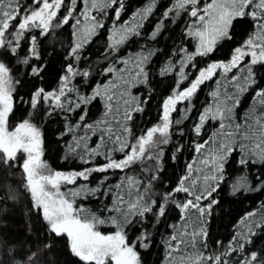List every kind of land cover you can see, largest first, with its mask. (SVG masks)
<instances>
[{"label": "trees", "instance_id": "1", "mask_svg": "<svg viewBox=\"0 0 264 264\" xmlns=\"http://www.w3.org/2000/svg\"><path fill=\"white\" fill-rule=\"evenodd\" d=\"M22 5L21 14L24 8L31 6L33 0H19ZM42 2V0H41ZM149 0H123L124 8L117 20L114 8L107 9V14L93 12L99 20H103L104 27L99 29L91 41L80 51V59L70 57L69 52L73 47V25L76 19L84 23V18L80 15L84 8L83 0H77L73 16L69 23L60 27V21L68 13L71 0H64V4L58 10L57 16L53 19V27L45 36H41L39 29H32L25 34L21 40L18 55H13L6 49L0 48V61H3L10 69L15 83L12 93L13 109L9 114L8 128L14 130L16 125L29 120L41 131V159L49 166L53 172H81L88 168H94L105 164L107 161L103 155L92 158L89 163H84L81 159L88 157L85 155L83 144L76 148L75 138L87 136L86 143L89 148H95L100 142L99 132L93 134L86 131L84 127H77L78 124H92L99 120L105 112V101L97 97L88 105H81L74 111L67 107H57L53 100H44L40 97L35 108L32 106L33 94L38 89L47 92H59L61 77L66 75V68L71 64L77 71H88L90 75L71 77L67 87L76 89L71 93L66 92L61 98V103L67 105L70 101L75 104L77 95H91L97 85L106 84L112 80L114 73H106L105 69L114 66L116 69L128 68L134 74L135 57L137 53L153 54L144 65L147 73L145 83H135L130 89L131 96L139 98V107L142 111L132 113L131 121L127 122L132 131L128 137L130 143H135V138L146 132L148 128L161 122L163 115V104L165 99L173 94V91H182L189 87L196 79L201 69H206L212 63H228L231 60L234 50L244 45L248 37L256 31L255 22L250 16L238 17L233 21L230 28V38L220 41L214 50L206 56H195L192 61L184 65L186 78L181 80L178 75L181 60L185 53H193L196 50L197 40L188 35V25L192 24L195 18L188 15V11L182 12L179 16L173 13L168 18L163 13L172 6L173 0H156V5L147 19L142 21V27L138 29V35H131L125 42L119 45L114 51L106 52L109 47L110 30L119 28L125 22H140L139 17L133 20V14L143 9ZM210 0H199V7H203ZM251 9H249L250 11ZM190 11V9H189ZM115 22V23H114ZM162 23L155 39L152 33L156 31V26ZM19 23V19L13 22ZM10 31H15L13 27ZM35 36L37 49L40 58L23 64L19 61L28 55L31 47V37ZM6 39L11 40L12 36L6 35ZM130 59L128 65L120 62ZM251 63V56H246L240 65L225 73L223 69H217L212 77L197 89L190 101L178 102L175 110L171 113L173 121L168 135V142H159L151 149L149 158L146 156L142 161H138L130 168L109 169L106 172H92L88 179L77 178L73 184L62 185L61 191L68 192L79 189L81 186L97 188L101 190L94 195L82 193L75 198V207H84L91 212L108 220L110 217H117L123 223V215L110 211L113 205V197L117 192L114 187L121 183L122 177L134 176L143 186H149L147 196L148 202L155 201L152 205L153 211L144 217L131 216L130 223L124 225L127 242L135 245L141 264H174L168 258V248L166 241L185 222L188 223L187 231L203 230L198 238L199 251L205 258H214L216 255L224 253L230 242L235 249L227 257L229 264H242L246 258H250L252 252L258 254L259 261L264 259V226L253 227L254 233L249 237L250 242L245 243L243 239L233 241L238 233H247V225L254 222H261L264 219V161L258 160L254 155H248L247 164H240L244 153L241 151L239 143L233 145V151L228 154L223 168V180L219 181V187L206 199H201L199 204L205 209L201 214L195 209H189L185 214L186 221L181 220V212L176 207V202L183 204L194 197L184 192L173 193L171 200L165 205V213L158 215L159 205L164 204V196L172 193L181 177L187 175L188 165H193V175L191 179L200 177L201 182L196 186V194L203 190L202 177L209 173L211 165L205 166L200 163L209 155L210 150L215 148L214 144L205 147L202 153H197L195 145L204 143L214 131L219 128L218 120H206L199 135L194 131V127L199 123L200 115L205 108L214 105L217 97H213V92H218V99L225 100L226 95L235 97L237 94L236 83L243 84V76L247 71L242 69ZM40 65L42 71L39 75L31 74V66ZM166 65H171L172 70L161 74ZM192 65H195L194 67ZM252 73L255 83L248 87L247 91L239 93V104L235 109L236 119L243 123L245 113L255 104L259 111L260 105L256 100V93L264 89V63L252 65ZM129 76L130 73H124ZM238 77L237 82L232 81V77ZM140 79H143L141 77ZM178 81H180L178 85ZM232 102H235L234 100ZM132 108L136 103L131 104ZM84 115L85 119L80 120ZM187 117V118H184ZM123 120V108L120 112ZM111 119V117H109ZM176 120L182 123L176 124ZM118 128L119 126L116 125ZM71 128V131L69 130ZM258 141L248 143V149L254 147ZM70 146L76 151H69ZM111 147V145H109ZM248 149L245 151L247 152ZM113 158L120 160L123 153L114 152ZM25 154L19 153L16 160L9 164H4L0 159V264H14V261H22L23 264H83L79 257L75 256L69 247L66 236H56L48 229L47 222L43 219L41 210L33 206L30 192L25 187V178L22 169ZM199 168L202 171L196 172ZM155 176L157 179L153 180ZM107 177V180H105ZM246 177L247 185L237 191H233V185L238 179ZM191 179L186 182V186L191 185ZM103 181V183H101ZM109 189H111L109 191ZM140 192L144 191L141 187ZM133 191H136L134 189ZM127 188L124 189V197L127 200ZM206 195V193H205ZM216 201V203H212ZM209 205L211 207L209 208ZM255 212L256 215L250 220L241 221L248 213ZM103 234L115 232L116 228L111 223L99 226ZM183 231L182 228H180ZM145 238L141 241V235ZM244 243L241 249L239 244ZM141 244L147 245L142 247ZM11 250V251H10ZM191 248L187 252H192ZM35 253L31 261L29 256ZM185 254V250L173 253L177 260ZM205 264H214V260H205Z\"/></svg>", "mask_w": 264, "mask_h": 264}, {"label": "snow or ice", "instance_id": "2", "mask_svg": "<svg viewBox=\"0 0 264 264\" xmlns=\"http://www.w3.org/2000/svg\"><path fill=\"white\" fill-rule=\"evenodd\" d=\"M83 3L84 8L80 15L84 18V23L82 24L80 19H76V23L73 25V47L69 52V56L75 57L77 60L81 58L80 51L91 41L97 31L104 27L103 20L97 19L93 12L106 15L107 9L118 4L119 6L114 8L118 20L124 8L123 0H83ZM33 4L38 5V7L32 8L29 6L24 8L23 14H21L22 5L19 0H0V48L6 49L13 55H18L17 49L20 48L21 40L26 33L32 29H39L41 36L47 35L53 27L52 21L64 4V0H42V2L41 0H33ZM76 4L77 0H71L67 15L55 27L69 23ZM155 5L156 0H149L143 9L133 14V20L139 17L140 22L130 24L126 21L119 28L114 27L111 29L110 43L106 52L114 51L129 36L138 35V29L142 27V21L148 18ZM249 9L251 10L249 11ZM185 11H188V15L195 18L193 23L188 25V35L197 40V45L195 52L185 53L180 62L181 67L178 75L181 80L186 78L185 64L192 61L195 56L208 55L220 41L230 38V28L236 18L250 16L255 22L256 31L248 37L244 45L234 50L228 63H212L206 69L200 70L199 75L191 82L189 87L182 91L174 90L173 94L164 101L161 122L136 137L135 143H130L128 139L132 135V131L127 122L131 121L133 112L142 111V109L139 107V98L131 96L130 89L135 83L146 82L147 73L144 70V65L147 64L153 54L151 51L147 54L143 52L136 54L134 67L137 71L134 74H131L128 68L116 69L114 66L106 68V73H114L113 79L106 84L97 85L91 95L78 94V102L75 104L71 101L67 105L61 103V98L65 96L66 92L76 91L74 88L69 89L67 85L71 77L83 76L87 78L90 73L88 71H77L71 64H68L66 68V75L61 77L58 93L55 91L46 93L43 89H38L33 94L31 101L33 108L36 107L40 97H43L46 101L51 98L57 107H67L72 111L81 107V105L90 104L97 97L105 101V112L99 120L92 124L77 125V127L82 126L86 131H91L93 134L99 132L100 142L95 148H89L86 143L89 139L87 136L78 139L74 137V141L76 148L83 144L85 155L88 157V159L81 157L84 163L87 164L92 158L100 155H103L107 162L81 172L51 171L49 166L41 159L43 154L41 131L29 120H24L17 124L14 130H9L8 119L13 109L12 93L17 82L14 81L11 75V69L3 61H0V159L7 165L16 160L19 153L25 154L26 158L23 161L22 169L25 187L31 194L33 206L38 210H42L43 219L47 222L51 233L56 236L67 237L71 252L79 257L83 264H141L135 245H130L127 242L124 225L130 223L129 217L131 216L144 217L147 213L152 212V205L156 202H148L147 193L150 185L143 186L134 176L122 177L121 183L114 186L117 192L113 197V205L110 209V211L123 215V223H121L115 216L105 220L89 209L74 206L76 197H79L82 193L94 195L101 190L99 187L88 188L85 185L76 190L70 189L68 192H63L61 191L62 185L73 184L77 178L87 180L92 172H106L109 169L124 170L138 161H142L146 156L152 158L150 152L152 147L158 143L157 137L162 138L159 142H168L169 130L173 123L171 113L175 110L178 102L190 101L200 85L210 79L217 69H223L227 73L240 65L246 56H251V63L245 65V68L242 69V71H247V75L242 77L243 84L236 83V96L226 95L225 100L220 101L218 99L219 93L213 92L212 96L217 97V102L205 108L200 115L199 123L194 127V131L199 135L206 120L219 121V128L212 133L209 139L202 144L197 143L195 145L197 153H202L210 143L215 145V148L210 150L209 155L200 161L205 166L211 165L209 173L204 174L202 177L203 190L200 194H196V186L201 180L200 177L191 179L193 165L189 164L187 175L181 177L178 186L173 189L172 193L165 194V203L159 205L158 215H164L165 205L171 200L173 193L179 192L194 197V199H189L183 204L176 202V207L181 212L182 221H186L185 214L189 209H195L203 214L205 209L200 206L199 201L211 196L216 191V187H219V181L224 179L222 174L224 163L228 154L233 151V145L239 143L240 149L244 153L240 164L248 163L246 157L249 154L256 156L260 161H264V89H260L256 93V100L261 106L259 111L254 104L245 113L243 123L237 121L235 114V109L239 104V93L247 91L248 87L255 83L251 66L264 63V0H210L202 8L199 7V0H173L172 6L163 13V16L168 18L173 13L179 16ZM17 19H19V23L14 24L13 22ZM162 23L158 24L156 31L152 33L153 39L162 27ZM13 27L15 31H10ZM9 32L12 36L11 40L6 39ZM33 58L37 60L40 58L35 36L31 37V47L28 55L19 62L27 65ZM120 62L128 65L131 60L124 59ZM42 70L40 65L31 66V74L34 76L39 75ZM171 70L172 66L166 65L161 74ZM126 72L130 75L125 76L124 73ZM141 77L143 79H140ZM232 81L237 82L238 77H232ZM177 83L179 85L180 81ZM233 100L235 102H232ZM133 102L136 103L135 108L131 107ZM121 108H123L122 121L120 118ZM84 119L85 116L82 115L80 120L83 121ZM175 123L180 124L182 120H176ZM116 125L119 127L117 128ZM69 130L71 131V128ZM254 140L258 142L255 143L253 148L248 149V144L244 142L251 143ZM246 149H248L247 152ZM69 151L74 152L76 149L70 146ZM114 152L123 153V158L120 160L114 159L112 155ZM195 171L201 172L202 170L197 168ZM152 179L155 180L157 177L153 176ZM190 179L191 185L186 186V182ZM105 180H107V177H105ZM213 183L216 184V187L211 186ZM246 185V177H241L233 185V191L244 188ZM125 187L127 188L126 194L129 197L127 200H125L123 194ZM141 187L144 188L143 192L138 190ZM134 189L136 191H133ZM212 203L214 204L216 201H212ZM210 207L211 205H209ZM262 209H264V205H262ZM255 215V212L248 213L241 223L244 224L245 221L250 220ZM106 223L114 225L115 232L103 234L99 230V226ZM188 226L187 222L179 228L173 226L176 230L165 242L168 248V258L173 260L174 264H205L206 259L214 260V264H229L228 260L223 258L235 250L231 242L224 253L216 255L214 258H205L197 247L198 238L203 230H193L189 233L187 231ZM261 226H264V219L259 223L253 221L247 225V233H238L233 241L239 238L243 239L245 243L250 242L249 237L254 234L252 232L253 227ZM144 238L145 236L142 234L138 239L142 241ZM141 246L147 247L144 244H141ZM182 247L185 254L177 260L173 257V253L181 251ZM239 247L243 249L244 243L239 244ZM188 248L193 251L187 252ZM34 256L35 253L29 256L28 260L31 261ZM257 260L258 254L252 252L250 258H246L242 264H256ZM14 264H23V262L14 261ZM259 264H264V259L260 260Z\"/></svg>", "mask_w": 264, "mask_h": 264}, {"label": "rangeland", "instance_id": "3", "mask_svg": "<svg viewBox=\"0 0 264 264\" xmlns=\"http://www.w3.org/2000/svg\"><path fill=\"white\" fill-rule=\"evenodd\" d=\"M41 213H42V210H41ZM43 215V214H42Z\"/></svg>", "mask_w": 264, "mask_h": 264}]
</instances>
